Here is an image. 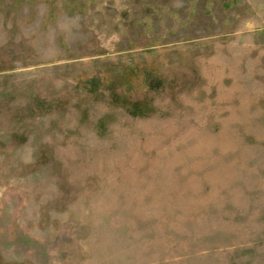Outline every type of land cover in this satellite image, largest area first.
<instances>
[{"label":"rangeland","instance_id":"rangeland-1","mask_svg":"<svg viewBox=\"0 0 264 264\" xmlns=\"http://www.w3.org/2000/svg\"><path fill=\"white\" fill-rule=\"evenodd\" d=\"M0 264H264V0H0Z\"/></svg>","mask_w":264,"mask_h":264}]
</instances>
